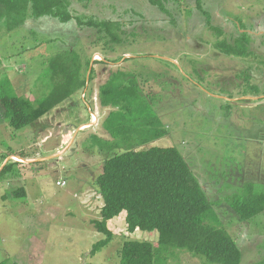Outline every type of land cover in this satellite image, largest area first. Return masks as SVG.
Here are the masks:
<instances>
[{"label": "rangeland", "instance_id": "1", "mask_svg": "<svg viewBox=\"0 0 264 264\" xmlns=\"http://www.w3.org/2000/svg\"><path fill=\"white\" fill-rule=\"evenodd\" d=\"M73 1L74 14L127 24V41L113 45L107 60L94 34L78 31L72 21L27 18L13 30L0 22V96H44L53 83L46 64L62 51L76 52L83 74L91 75L72 99L19 129L0 105V264H119L125 241L158 240L157 231H127L123 211L107 221L113 238L92 254L105 236L85 228L78 204L92 178L85 169L97 176L106 157L89 147V132L99 130L85 129V121L91 115L88 123L100 119L101 126L110 108L99 106V88L118 69L134 73L143 91L155 94L152 107L164 134L152 144L180 151L212 202L203 219L235 238L240 264L262 259L264 210L242 222L230 204L243 181L264 193V0ZM247 29L260 32L251 33L250 53L224 55L214 48L222 39L232 44ZM251 85L259 95L253 100ZM176 250L185 253L171 264H210Z\"/></svg>", "mask_w": 264, "mask_h": 264}, {"label": "trees", "instance_id": "2", "mask_svg": "<svg viewBox=\"0 0 264 264\" xmlns=\"http://www.w3.org/2000/svg\"><path fill=\"white\" fill-rule=\"evenodd\" d=\"M73 3V0H0V22L7 30H13L22 26L27 18L48 16L62 23L72 21L78 31L94 34L93 41L102 44L100 53L107 60L113 45L127 41V24L93 14H74ZM129 33L134 37L133 30ZM247 34L240 33L232 44L224 39L216 41L214 48L224 55L248 54L250 38ZM122 58L123 55H119L114 60ZM46 65L53 83L44 96L34 100L16 94L0 96L4 118L12 128L37 122L65 100L72 99L76 91L86 88L91 79V75L86 77L85 71L83 74L81 58L73 50L55 54ZM84 65L89 67L90 60ZM248 87L252 91L250 100L259 96L256 86ZM98 97L100 106L110 107L102 121L110 139L96 135L89 138L91 150L96 148L106 155L102 171L94 179L95 190L103 200L101 218L91 223L105 237L93 244L90 253L110 242L113 233L107 221L124 211L127 231H157L158 240L125 241L118 253L119 264H166V261L171 264L170 260L177 261L178 253H185L176 249L204 256L210 264H240L242 251L235 238L224 227L203 219L212 210V202L180 151L175 146L152 144L164 134L152 107L155 94L145 93L134 73L118 69L100 86ZM247 183L243 186V181L233 193L230 204L242 222L264 210V193L254 191L251 181ZM252 264H264V257Z\"/></svg>", "mask_w": 264, "mask_h": 264}, {"label": "crops", "instance_id": "3", "mask_svg": "<svg viewBox=\"0 0 264 264\" xmlns=\"http://www.w3.org/2000/svg\"><path fill=\"white\" fill-rule=\"evenodd\" d=\"M0 63H1V61H0ZM99 106H100V104H99ZM100 107L103 108V109L104 108H108V109L110 108V107H103V106H100ZM90 116L88 117L87 121H85V124H88V125L85 126V129H87V130L88 129H93L95 131L96 130H99V131L97 133H95V132L90 133L89 132V135H88L87 139L91 138L92 135H96V136H98V137H100L102 139H110V138L107 137V135L104 134V132L100 131L101 126H102V122H101V126L99 124V120L100 119H96V121L92 120L91 124L88 123ZM95 127H100V129H95ZM17 157L21 158L20 156H17ZM14 158H15V155H14ZM17 160L22 161L21 159H17ZM24 160H26V159L23 158V161ZM86 170L88 171L87 174L91 175L92 178H88L86 184L84 185V189L80 190V191H82V196H81V198L79 200L80 203H78V204L83 206V208H84L85 217H86V218H84V225H85V228L87 226L88 227L87 229L89 230V227H92V229H94V227L92 226L91 221L93 219H100L101 218L100 215H99V213H100L99 210L103 206V200H102L101 195L98 193V191L95 190L96 187L94 186V179H95L96 176L94 177L93 170L90 171L89 168H86L85 171ZM91 179H92V181H90ZM57 181H59V180H57Z\"/></svg>", "mask_w": 264, "mask_h": 264}, {"label": "flooded vegetation", "instance_id": "4", "mask_svg": "<svg viewBox=\"0 0 264 264\" xmlns=\"http://www.w3.org/2000/svg\"><path fill=\"white\" fill-rule=\"evenodd\" d=\"M251 30H252V29H247V31H243V32L249 33V34H247V37L250 38V39H249V45L252 44V43H254V39H252V37H251L252 34H251V33H254V34H256V35H259V34H260V32H257V31H255V32L252 31V32H251ZM238 36H239V35H238ZM236 37H237V36H236ZM236 37H234L233 40H234Z\"/></svg>", "mask_w": 264, "mask_h": 264}, {"label": "built area", "instance_id": "5", "mask_svg": "<svg viewBox=\"0 0 264 264\" xmlns=\"http://www.w3.org/2000/svg\"><path fill=\"white\" fill-rule=\"evenodd\" d=\"M57 183H60V184H61V182H59V181H58ZM63 184H64V183H63Z\"/></svg>", "mask_w": 264, "mask_h": 264}, {"label": "bare ground", "instance_id": "6", "mask_svg": "<svg viewBox=\"0 0 264 264\" xmlns=\"http://www.w3.org/2000/svg\"><path fill=\"white\" fill-rule=\"evenodd\" d=\"M16 159H18V158H16Z\"/></svg>", "mask_w": 264, "mask_h": 264}]
</instances>
